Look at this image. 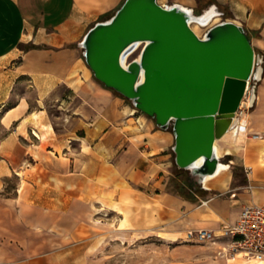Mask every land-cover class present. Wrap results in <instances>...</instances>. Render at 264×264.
<instances>
[{"label": "crops", "instance_id": "0c3cea01", "mask_svg": "<svg viewBox=\"0 0 264 264\" xmlns=\"http://www.w3.org/2000/svg\"><path fill=\"white\" fill-rule=\"evenodd\" d=\"M123 1L0 0V67L7 68L2 76L13 82L4 100L11 105L0 117L7 130L0 145L7 165L0 163V175L17 166L28 171L24 166L31 159L43 173L41 184L51 186L50 180L59 190L52 201L38 198L37 208L27 199L19 207L18 196L16 206H7L14 210L0 213V264H44L47 256L73 250L82 221L87 224L93 208L103 206L93 196L114 189L118 198L132 201L133 212L144 220L131 228L120 226L121 220L107 232L116 242L146 233L171 242L187 231L205 230L214 235L207 243L224 248L230 240L221 236L222 226H233L244 206L264 204V71L253 108L241 118L239 131L230 132L232 137L242 133L243 143L228 151L218 145L220 156L239 155L242 180L225 167L206 181L203 195H183L169 178L172 134L98 83L82 58L79 43L86 32ZM241 5L246 32L264 56V0H242ZM50 101L58 109L53 118L46 109ZM30 105L37 110L33 113L46 112L40 126L51 132L45 142L34 135L35 127L24 123L32 114ZM30 130L37 145L29 144ZM15 155L19 161L13 160ZM99 179H106L107 190ZM238 258L219 263L241 264ZM69 260L64 263L71 264Z\"/></svg>", "mask_w": 264, "mask_h": 264}, {"label": "water", "instance_id": "95a60500", "mask_svg": "<svg viewBox=\"0 0 264 264\" xmlns=\"http://www.w3.org/2000/svg\"><path fill=\"white\" fill-rule=\"evenodd\" d=\"M206 20L205 13L197 16L177 4L124 0L79 43L98 83L172 134L174 165L198 185L215 176L221 158L214 144L236 127L250 84L254 101L264 71L245 29L225 21L200 38L190 25ZM140 44L138 59L127 63Z\"/></svg>", "mask_w": 264, "mask_h": 264}, {"label": "rangeland", "instance_id": "374dc122", "mask_svg": "<svg viewBox=\"0 0 264 264\" xmlns=\"http://www.w3.org/2000/svg\"><path fill=\"white\" fill-rule=\"evenodd\" d=\"M232 1L231 5L228 0H158V3L161 6L182 5L185 8L191 9L197 16H201L211 8H215L218 14L214 17L209 26L205 28H200L197 25L193 26L194 32L201 38L209 27L225 21L233 22L246 30L244 25L245 12L241 9L242 0ZM254 51L256 55H259L264 60V56L257 52L256 48H254ZM137 57L138 51L132 53L128 57L127 63L137 59ZM15 63V65H17L19 62L15 61ZM13 66V64H10L9 67ZM6 69L7 68L0 67V117L2 112L11 105V102H4L5 95L13 85L10 78L2 76L3 72L7 71ZM126 103L131 106L129 102ZM46 109L50 118L58 114V109L53 106V101H50ZM36 111L37 110H34L30 105L29 113L33 114V112ZM40 111L44 112L43 116L46 115L45 110ZM39 116L37 122H28L31 124L30 126H32V129L34 127L42 128L40 125L43 116ZM13 128H15V126H13ZM55 129L57 131L58 126H56ZM6 135L7 130L0 124V145L4 141ZM29 136L31 138L29 144L32 145V143H35V145H37L31 130L29 131ZM248 141L249 140L246 142ZM249 143L250 145L248 146H251V142ZM40 149L42 151L45 149V143H42ZM65 151L68 152V150ZM57 152L59 158H65V154L61 149H57ZM32 154L35 157L37 156L36 151H32ZM5 158L6 156L0 155V163L3 166H5L4 163L7 165ZM19 159L20 155H15L13 157V160L19 161ZM171 159L173 162V155ZM221 163L226 165L228 169L230 168L236 179L242 180L244 171L240 165L239 155L225 154L221 157ZM17 167H14V171L11 170L8 175H0V213L5 208H7V210H14V208L11 209L9 207L11 204L16 206L15 200L18 196L20 197L17 201L19 207L22 204L25 205L21 200L27 199L30 201L28 205L31 206V208H37L38 203L36 200H38V198H46V200L49 199L52 201L54 195L58 194L59 190H55L57 188L50 180L51 186H44L41 184L42 180L40 181L38 176L43 173L37 170L31 159L29 160L28 166H24L28 171H22L20 167ZM170 174L169 178L172 180L174 190L177 189L183 195H203L204 183L198 185L196 180L192 178L188 172L177 169L174 162ZM21 178H23L24 183L21 182ZM98 182H102L105 186V190H107V185L105 183L106 179H99ZM118 185L119 184H116V187H119ZM11 200L14 201L11 202ZM6 201H8V203ZM93 201L101 202L103 205L101 206L102 209L95 206L93 208V216L91 219L87 220V224L82 221L78 229L77 245L74 249L62 251L59 253V256L57 254L47 256V260H45L44 264H62L64 260L67 259H70L69 261L71 264H220L219 261L222 260V258L225 260L231 259L234 256L233 253L229 251L228 246L221 248L222 246L214 247L211 243H187L183 240L185 234L179 236L176 241L171 242L155 236H149L147 233L141 234L137 239H134V236L128 239L119 238L120 242L111 241V239L113 240L116 237H114L113 234L107 235V232L114 230L121 220H123V223L122 225L120 223V226L125 228L134 227L135 222L144 224V220L138 217V212H133L134 208L131 205L132 201L125 200L123 197L118 198L115 189L114 191H106L101 197L93 196ZM111 209L115 210V212L110 211ZM118 213H120V215ZM146 225H148L147 222ZM225 254L227 255L226 257H224ZM238 259L243 261L240 262L241 264L247 263L243 258L239 257ZM238 263L239 262L236 261L230 264Z\"/></svg>", "mask_w": 264, "mask_h": 264}, {"label": "built area", "instance_id": "2783aa9c", "mask_svg": "<svg viewBox=\"0 0 264 264\" xmlns=\"http://www.w3.org/2000/svg\"><path fill=\"white\" fill-rule=\"evenodd\" d=\"M143 47V44L138 45L134 52L138 51L139 56ZM250 87L251 84L248 86L240 106L235 113L237 121L242 118L243 115H246L254 106L256 100V88L254 101L251 102ZM243 102L246 103L244 107H242ZM239 128H241V126ZM239 128H237L236 125L231 131H239ZM221 236L229 238V251L232 252L234 256L242 255L240 258H243L247 264H249L250 261H264V204H251L244 206L240 212L238 220L233 226H222ZM213 238L214 235L212 232L198 230L187 231L183 240L187 243L194 242L201 244L212 242Z\"/></svg>", "mask_w": 264, "mask_h": 264}, {"label": "bare ground", "instance_id": "6f19581e", "mask_svg": "<svg viewBox=\"0 0 264 264\" xmlns=\"http://www.w3.org/2000/svg\"><path fill=\"white\" fill-rule=\"evenodd\" d=\"M181 6V5H180ZM181 7H183L184 8V6H181ZM205 16H206V18H207V24H201L200 22H192V24L190 25V27H191V29H192V31L194 32V28H193V26L194 25H197L198 27H200V28H205V27H207V26H209L210 24H211V22H212V20L214 19V17L215 16H217V14H216V11H215V8H211L209 11H207V12H205ZM213 24V23H212ZM212 27V26H211ZM210 28V27H209ZM195 33V32H194ZM196 34V33H195ZM197 35V34H196ZM198 36V35H197ZM246 105V103L245 102H243L242 103V107H244ZM244 116V115H243ZM242 116V117H243ZM39 119V114H37V113H33V114H31L26 120H25V124L26 123H28L29 121H32V122H37V120ZM243 120H244V117H243ZM236 121V125H237V128H239V126L242 124V120H241V118L240 119H238V121H237V119L235 120ZM239 122H240V125H239ZM49 130V132H51V129L49 128L48 129ZM48 130H46L44 127H42V128H36V130L34 129V135L38 138V140L40 141V142H45V140H46V137L48 136L47 135V133H48ZM237 131L238 130H236V133H237ZM231 131H229V132H227L225 135H224V137H222L220 140H217L216 142H215V144H214V146H215V150H216V155H217V157L218 158H221L222 156H220V151H219V149H218V145L219 144H221L222 146H225V150L224 151H228V150H230V149H233V148H238L239 147V145L241 144V143H243V141H244V136H243V134L242 133H240L239 135H236V137L233 135V137H232V134L231 133H233L234 134V132L232 131L231 133H230ZM49 134V133H48ZM257 137H254V139H256ZM228 155V154H227ZM224 156V155H223ZM197 164H200V161H198V163ZM225 167H227L226 165H223L222 163H220V165L218 166V170H217V172H216V174H215V176L214 177H216L217 175H218V173H219V171L221 170V169H223V168H225ZM214 177H211V178H206L205 179V181H204V184L206 183V181L207 180H211V179H213ZM120 230V229H119ZM242 255H239V256H237V257H241ZM249 263H258V264H264V261H261V262H254V261H250Z\"/></svg>", "mask_w": 264, "mask_h": 264}, {"label": "trees", "instance_id": "16d2710c", "mask_svg": "<svg viewBox=\"0 0 264 264\" xmlns=\"http://www.w3.org/2000/svg\"><path fill=\"white\" fill-rule=\"evenodd\" d=\"M123 3V2H122ZM114 13V12H113ZM113 13H112V15H113ZM111 15V16H112ZM248 38H249V36H248ZM250 39V38H249ZM103 86V85H102ZM104 87V86H103ZM105 88V87H104ZM109 90V89H108ZM109 91H111V92H113L114 94H116L114 91H112V90H109ZM118 97H120V98H122L121 96H119L118 94H116ZM123 100H125L124 98H122ZM126 102H128L127 100H125Z\"/></svg>", "mask_w": 264, "mask_h": 264}]
</instances>
